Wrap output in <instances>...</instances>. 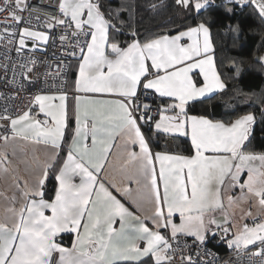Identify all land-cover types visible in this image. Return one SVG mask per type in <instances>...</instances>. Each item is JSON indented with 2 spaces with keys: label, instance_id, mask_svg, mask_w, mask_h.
Listing matches in <instances>:
<instances>
[{
  "label": "snow or ice",
  "instance_id": "snow-or-ice-1",
  "mask_svg": "<svg viewBox=\"0 0 264 264\" xmlns=\"http://www.w3.org/2000/svg\"><path fill=\"white\" fill-rule=\"evenodd\" d=\"M175 3L199 12L208 0ZM235 3L253 6L264 20V0ZM56 7L59 15L47 14L46 27L71 30L81 53L75 128L57 169L69 121L67 93L38 92L23 111L13 115L5 108L0 113V173L14 171L7 149L11 146L14 154L18 142L44 144L55 153L44 162L35 185L24 182L19 207L11 197L13 206L8 211L13 222L0 221V264H215L201 258L210 240L235 249L258 245L260 251L253 255H264V216L261 222L253 218L251 226H238L237 219L241 204L255 207L258 203L264 209V152L250 148L254 115L225 123L188 113L191 101L227 87L216 68L209 28L199 23L174 35L144 40L132 31L131 40L122 47L113 35L125 24V6L113 9L105 8L102 0H58ZM4 11L20 24L24 20L20 13L31 15L38 9L28 0H4L0 12ZM10 35H18V53L28 41L47 44L50 38L47 32L28 26ZM66 39L60 36L61 41ZM258 59L264 63V56ZM20 67L26 68L22 75L31 83L32 67ZM194 75L203 77L199 85ZM141 90L172 99L160 108L159 120L148 115V104L137 103ZM141 122L190 137L193 154L154 152ZM114 145L127 155L122 167L135 166L129 179L139 197L151 203L150 215L130 211L118 198L131 197L132 187L108 180V165L116 159ZM50 171L57 183L49 196ZM245 218H252L251 209L239 217ZM65 233L74 235L71 248L58 240ZM188 237L192 244L182 243Z\"/></svg>",
  "mask_w": 264,
  "mask_h": 264
},
{
  "label": "trees",
  "instance_id": "trees-1",
  "mask_svg": "<svg viewBox=\"0 0 264 264\" xmlns=\"http://www.w3.org/2000/svg\"><path fill=\"white\" fill-rule=\"evenodd\" d=\"M103 4L105 8L115 9L122 5L127 8L122 13L125 24L121 32L113 35L121 46L131 40L132 31L144 40L164 34L174 35L204 23L210 30L216 68L227 87L190 103L188 113L225 121L252 113L255 122L250 148L255 152H264V63L258 59L264 56V20L253 6L241 7L228 0H211L199 12L192 9L182 18L180 12L185 9L178 6L175 0H113ZM236 68L240 69L238 75ZM171 102L168 99L158 102L154 98L153 105L161 108ZM143 128L154 150H167L168 139L172 138L176 152L188 154L193 151L186 136L164 133L148 124ZM54 187L52 177L47 184L49 196ZM65 240H71V236L67 235ZM209 243L222 255L228 253L229 247L224 242L210 240Z\"/></svg>",
  "mask_w": 264,
  "mask_h": 264
},
{
  "label": "built area",
  "instance_id": "built-area-1",
  "mask_svg": "<svg viewBox=\"0 0 264 264\" xmlns=\"http://www.w3.org/2000/svg\"><path fill=\"white\" fill-rule=\"evenodd\" d=\"M28 2L38 11L31 15L28 12L20 13L24 17L20 24L11 19L8 11L0 12V94H2L0 95V113L5 108L13 115L23 111L28 106L31 97L38 92L45 94L67 92L71 64L81 57L76 47V38L71 35V30L62 26L53 29L46 27L47 14L59 15L56 7L58 0H28ZM3 4L4 0H0V7ZM37 16L39 19L36 18ZM23 26L49 34V41L43 50L36 49V42L28 41L26 48L19 53L16 51L19 47L18 35L12 36L10 33L18 32ZM5 28L9 31L5 32ZM62 35L67 39L61 41L60 36ZM9 39L13 42L9 43ZM82 41L83 38H81ZM73 52L76 53L75 56L72 55ZM31 60L36 61L35 65L29 63ZM22 64L33 69L31 73H28L31 83L22 75L26 71V68L20 67ZM21 84L24 85L23 89L20 87ZM154 98L153 93L143 90L138 101L140 104H148L151 108L148 115L157 117L159 120L160 108L153 105ZM148 126H154V124L149 122ZM260 218H255V222H261ZM182 243L192 244V238H182ZM193 248H195L194 245ZM258 251H260L259 246L256 251L251 248H229L228 253L222 255L210 243H207L205 249L202 250L201 258L205 262L214 261L215 264H225V262L227 264H264V255H253Z\"/></svg>",
  "mask_w": 264,
  "mask_h": 264
},
{
  "label": "crops",
  "instance_id": "crops-1",
  "mask_svg": "<svg viewBox=\"0 0 264 264\" xmlns=\"http://www.w3.org/2000/svg\"><path fill=\"white\" fill-rule=\"evenodd\" d=\"M116 42L120 44V41H116ZM80 63H81L80 58L72 62L71 68L69 71V77L67 80V92L65 93H67L68 95L67 104H68V112H69V121H68V128L65 131L64 149L59 152V156L57 158V163H56L57 169L59 168L60 164L65 158L67 145L71 142L72 130L75 128V120L73 117V111H74V106H75L74 96L76 95L75 81L78 78V68H79ZM197 78H199L201 81L198 82ZM194 79L197 81V84L199 85L202 82L203 77L194 75ZM142 91L143 90L140 91L139 97ZM146 91L153 93L155 96V99H157L158 102H161V100H165V99L172 100L171 98L160 97L159 94L155 93L154 90H146ZM218 92L220 91L218 90L216 92L206 94L205 97L198 98L197 100L205 99ZM47 94H59V93H47ZM89 95H92L95 98H99V99L111 98L105 94H89ZM192 102L194 101H191L190 103ZM137 103H139L138 100H137ZM195 116H198V115H195ZM153 118L154 120H158L157 117H153ZM207 118L211 119L209 117ZM211 120L216 121L219 119H211ZM220 121H223L225 123L230 122V121H225V120H220ZM141 125H142V132L147 138L146 132L143 128V125H147V124H143V122H141ZM172 135H179V134H172ZM188 139L190 140V137H188ZM89 143H90V140H89ZM116 145H119V139H117ZM150 146H151V143H150ZM0 150H3L2 144H0ZM135 150L138 151V146L136 147ZM152 150L154 152H162V153L174 154V155L189 156L193 154V151L188 154H181L179 152H176L175 145H174L172 138L168 139L167 150H154L153 147H152ZM7 151L9 153V159L12 161V168L14 171L11 173H7V174L0 173V221H4V222L11 224L13 222V216H12V213L8 211V209L13 206V201L11 197L15 196L16 207H19L20 203L23 202V197L21 196L20 192L24 185V182L27 181L28 184L35 185L38 178L42 175L44 162L50 161L55 155V153L53 149L47 145L28 143V142H18L17 146L15 147L14 154H13V150L11 146L7 149ZM113 152L116 153V159L113 160V157L110 156V160H113V162L108 165V171L106 173L108 180L113 184H119L122 186H130L133 189L131 197L118 195V198H120L121 201L125 203V206L128 207L130 211H133L136 214L150 215L152 211L151 203L139 197L136 191L135 182L129 179L130 173L132 171H135V166L129 165L127 168L122 167L123 162L127 159V155L122 148L116 147L114 145ZM157 167H158V164H157ZM52 177L54 178V172L50 171L48 175V180L46 182V188H47V184L49 180ZM54 181L56 185L57 182L55 179ZM17 182L19 183L20 188L17 187ZM141 190H143V180H142ZM114 194H117V193L114 191ZM250 200L255 201L256 198L251 197ZM249 209H251L252 211V218H245L243 220H240L239 217L242 216L243 213L245 211H248ZM262 216H264V209H261L258 203L256 204L255 207H252L251 203L241 204L240 208L237 209L238 226H242L244 223H248L249 226H251L253 218L255 219L257 217H262ZM177 222L179 221L177 220ZM67 235L71 236V240L69 241L65 240V237ZM73 239H74V235L68 234V233L62 234L58 238L59 242L66 248H71ZM257 246L258 245H249L247 248H251L252 250L256 251Z\"/></svg>",
  "mask_w": 264,
  "mask_h": 264
},
{
  "label": "rangeland",
  "instance_id": "rangeland-1",
  "mask_svg": "<svg viewBox=\"0 0 264 264\" xmlns=\"http://www.w3.org/2000/svg\"><path fill=\"white\" fill-rule=\"evenodd\" d=\"M211 0H208V3L210 2ZM228 1H232V2H235V0H228ZM207 3V4H208ZM192 9L190 8V9H185L184 11L181 9V17L182 18H184L185 16V14H187V13H190V11H191ZM33 30H35V29H33ZM36 31H38V30H36ZM37 43V46H36V49L37 50H43L44 49V46H45V44H42V43H40V42H36Z\"/></svg>",
  "mask_w": 264,
  "mask_h": 264
},
{
  "label": "flooded vegetation",
  "instance_id": "flooded-vegetation-1",
  "mask_svg": "<svg viewBox=\"0 0 264 264\" xmlns=\"http://www.w3.org/2000/svg\"><path fill=\"white\" fill-rule=\"evenodd\" d=\"M113 0H102L103 3H108V2H111Z\"/></svg>",
  "mask_w": 264,
  "mask_h": 264
}]
</instances>
